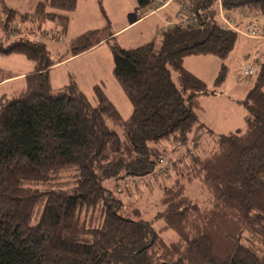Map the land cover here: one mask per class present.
I'll list each match as a JSON object with an SVG mask.
<instances>
[{
    "label": "trees",
    "instance_id": "16d2710c",
    "mask_svg": "<svg viewBox=\"0 0 264 264\" xmlns=\"http://www.w3.org/2000/svg\"><path fill=\"white\" fill-rule=\"evenodd\" d=\"M156 1L136 0L145 10ZM182 2L194 18L138 47L120 46L109 22L73 38L58 59L43 41L0 39V58L22 55L33 64L25 87L0 97V264H264V58L250 60L258 66L240 100L246 127L220 134L210 151L194 152L186 173L172 163L159 216L175 240L166 241L149 221L121 214L123 201L104 185L150 176L178 146L187 150L213 133L199 118L200 97L216 94L227 66L210 89L184 58L225 60L234 50L239 37L220 21V8L247 10L250 22L264 28V0ZM76 5L46 0L22 13L3 3L1 27L14 32L32 23L35 31L53 22L64 36ZM104 42L133 105L126 119L99 85L93 104L74 80L61 88L51 83L53 65ZM245 65L244 75L252 76ZM9 78L0 67V83ZM193 181L208 192L206 201L187 196Z\"/></svg>",
    "mask_w": 264,
    "mask_h": 264
},
{
    "label": "rangeland",
    "instance_id": "374dc122",
    "mask_svg": "<svg viewBox=\"0 0 264 264\" xmlns=\"http://www.w3.org/2000/svg\"><path fill=\"white\" fill-rule=\"evenodd\" d=\"M41 1L46 0H5L4 2L0 0V12L3 13L1 6L5 3L6 5L8 4L7 6L13 7L18 11L31 13L34 11L37 3ZM173 1V6L168 8L172 10L173 16L177 14L173 20H168L167 23L166 21L163 22L161 19L169 16V11L168 9H161L158 14L151 15L144 21L133 23L125 29L117 38L119 45L122 47H138L152 39H156L158 42L162 35L161 33L167 28L176 23H189L192 18H190L186 4L182 2L184 0ZM175 2L180 3L179 12L173 11L172 9L176 4ZM141 10L144 12L148 11L139 9L136 4L134 7L131 4H127V0H101V2L99 0H77L76 8L71 14L68 32L64 36H60L55 32L56 24L53 22L43 24L41 30L32 31V26L34 25L27 23L16 26V29H20V31L7 32L1 27V22H3L1 20L3 19H1L0 14V39L5 44H9L20 38L31 41H43L51 52L55 49L61 51L65 43H68L70 39L78 36L80 33H84L92 28L95 29L98 26L101 27V25L107 24V22L110 23L114 31V29H117L122 24H127L136 17H139V11ZM227 12L229 11L227 10ZM246 14L248 15L247 10ZM218 17L223 23L224 20L220 10ZM232 17L237 18L240 23V28L233 25L235 23H232L229 19ZM225 18L229 24H232L233 30L239 37L234 50L227 59L222 60L213 55H191L184 58V66L186 69L204 80L210 89L214 85L222 64L227 66L226 81L218 88L216 94L200 97V102L205 107L204 110L203 106L199 110L201 114L200 119L213 133L204 132L199 140L200 144L195 146L190 145L187 150L178 146L175 151L169 153V155L167 154L161 163L163 167H159L158 165L159 168L150 176L141 178L119 177L117 179L107 180L104 183L109 190L113 191L123 201L124 206L120 211L121 214L135 220L151 222L154 230L168 242L176 239V233L172 230L161 229L163 220L159 216L162 210L159 199L162 194L161 190L163 185L169 182L170 178L168 179L167 176H173L175 174L172 167L174 164L172 163L180 166L179 171L181 173H186V166L194 152L203 154L206 151H210L216 146V139L220 134L243 130L246 127L245 119L247 111L244 105L240 103V100L244 99L249 89L252 88L256 78L258 64L255 63L256 72L252 76H245L243 67L252 59L256 60L257 57L260 59L264 57V33L261 32L259 37L246 34L243 26L250 22V20L247 16L244 17L241 15L240 12L236 15L233 14V16L228 13L225 15ZM259 29L264 31L262 26H259ZM105 46L98 47L94 51L81 57L75 63L69 64L68 70H71L72 73L77 75L80 89L91 103H96L97 95L94 87L99 85L120 112L121 116L126 119L132 114L133 105L128 99L123 87L113 75L114 56L108 46ZM53 53L54 51L51 54ZM3 61L5 65L7 63L21 65V69H12V72L23 71L26 67L29 69L31 66V62L22 55L6 56ZM57 72L54 73V79L55 83L60 85L63 83L65 77H67V73H65L66 71L64 69H60ZM172 77L177 81L174 74ZM15 86L17 87L16 89H20L19 87L21 86L25 87V80L17 81ZM8 87L0 88V97L4 93L9 92ZM13 94H8V96H12ZM116 130L120 132L119 128H116ZM168 145V149H172V146L170 144ZM189 183L186 185L187 196L189 195L191 198L197 199L200 203L208 199V192L201 185V182L193 181ZM213 243L214 246L217 245L216 238H214Z\"/></svg>",
    "mask_w": 264,
    "mask_h": 264
},
{
    "label": "crops",
    "instance_id": "0c3cea01",
    "mask_svg": "<svg viewBox=\"0 0 264 264\" xmlns=\"http://www.w3.org/2000/svg\"><path fill=\"white\" fill-rule=\"evenodd\" d=\"M1 1H5V0H1ZM180 1V0H179ZM182 1V0H181ZM173 3H174V1L173 0H157L156 1V3L155 4H153V6L151 7V9L150 10H148L147 12H144V11H139V14H140V16L139 17H136L133 21H131V22H129V23H127V24H122L121 26H119V27H117V29H114V33H115V36H116V38H118V36H120V34L125 30V29H127L129 26H131L133 23H136V22H138V21H144V20H146L147 18H149L151 15L153 16V15H156V14H158L159 13V10H161V9H163V10H167L169 7H171V6H173ZM176 4H175V6H174V8H172L173 9V11H177V12H179V4L180 3H178V2H175ZM182 3V2H181ZM127 4H131V5H133V7L135 6V4L137 5V3H136V0H127ZM8 5V4H7ZM10 7V6H9ZM10 8H13V7H10ZM13 9H15V8H13ZM17 10V9H16ZM162 10V11H163ZM18 11V10H17ZM168 11H169V16H167V17H164V18H162L161 20L163 21V22H165L166 21V23H167V21L168 20H173L174 18H175V16L177 15H174L173 16V12H172V10H169L168 9ZM19 12H22V11H19ZM22 13H27V12H22ZM73 13V12H72ZM71 13V14H72ZM71 14H70V18H71ZM181 18V17H180ZM178 19V18H177ZM70 22L71 21H69V24H70ZM106 24V23H105ZM105 24H103V25H101V27H103V26H105ZM96 28H100L99 26L98 27H96ZM55 29H56V27H55ZM68 29H69V27H68ZM93 29V28H92ZM88 31V30H87ZM68 32V31H67ZM80 34H82V33H80ZM79 34V35H80ZM76 37V36H75ZM74 37V38H75ZM73 39V38H72ZM72 39H70L69 41H68V43H65V46L63 47V49L60 51L59 49H55V50H52V52L54 51V53L52 54V55H54L53 56V59H58L59 57H61L64 53H65V51H66V48H67V46H68V44L70 43V41L72 40ZM52 40H54V39H52ZM153 40V39H152ZM105 44H107V43H101V44H99V45H97V46H95V47H93L92 49H90V50H88V51H86V52H83V53H81V54H79V55H76V56H69L68 58H66V59H64L63 61H61V62H59V63H56L55 65H53L52 67H51V69H50V78H51V83H52V85L54 86V87H56V88H61V87H63L64 85H66L70 80H74L78 85H79V87H80V84H79V81L77 80V75H75L74 73H72L71 72V70H68V65L69 64H72V63H75L77 60H79L81 57H83L84 55H86L87 53H90V52H92V51H94L95 49H97L98 47H103V46H105ZM145 44V43H144ZM107 46H108V48H109V50H110V52H111V49H110V47H109V45L107 44ZM107 46H105V47H107ZM124 48H133V47H124ZM51 52V53H52ZM112 53V52H111ZM264 58V57H263ZM3 59H4V57H1L0 58V67L2 68V69H4L7 73H9V76H10V78L9 79H7V80H5V81H3V82H1L0 83V88L1 87H8V89H9V92H6V93H4V95H6V96H8V94H13V93H15V92H17V91H21L24 87L23 86H21V87H19L20 89H16L17 87L15 86V83H17V81H20V80H22V79H24L25 78V75L26 74H28L29 72H31L32 70H33V64L31 63V66H30V68L28 69V67H26V69L25 70H23V71H18V72H12V69H21V65L20 64H16V63H7L6 65L4 64V61H3ZM80 66V65H79ZM111 68H112V65H111ZM60 69H64L66 72L65 73H67V77H65V79H64V81H63V83L62 84H60V85H58V84H56L55 83V79H54V73H58L57 71H59ZM73 71V70H72ZM56 78H58V77H56ZM25 80V79H24ZM57 82V81H56ZM200 101H201V98H200ZM201 105L203 106V110H204V105L202 104V102H201ZM198 115H199V118H200V116H201V114H200V112H198ZM201 120V119H200Z\"/></svg>",
    "mask_w": 264,
    "mask_h": 264
},
{
    "label": "built area",
    "instance_id": "2783aa9c",
    "mask_svg": "<svg viewBox=\"0 0 264 264\" xmlns=\"http://www.w3.org/2000/svg\"><path fill=\"white\" fill-rule=\"evenodd\" d=\"M224 10L225 9L220 8V12H222V16H223V20H224L223 23L225 24L226 27L231 28V29H233V27H232V24H229L226 21V18H225L226 14L230 13V15L233 16V14L236 15L238 12H240L241 15H243L244 17H246V15H247L245 10H243L242 8L237 9V10L235 9L236 11L228 10L229 12H227V10H225V11ZM232 11H234V12H232ZM190 18L193 19L194 16L191 15ZM229 19L231 20L232 23H235L233 25L240 28V23L236 17H232ZM243 28H244V32L250 36L252 35V36L259 37L261 35V32L264 33V31L263 30L261 31V29H259V26H257V24H255L253 22H248V23L244 24ZM255 71H256V67L253 63L250 62V63L246 64L245 69H244L245 74L254 75Z\"/></svg>",
    "mask_w": 264,
    "mask_h": 264
}]
</instances>
